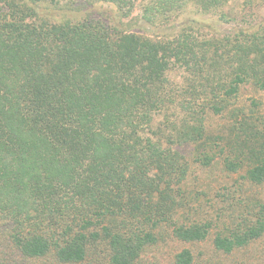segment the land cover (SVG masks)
I'll list each match as a JSON object with an SVG mask.
<instances>
[{
	"label": "trees",
	"instance_id": "16d2710c",
	"mask_svg": "<svg viewBox=\"0 0 264 264\" xmlns=\"http://www.w3.org/2000/svg\"><path fill=\"white\" fill-rule=\"evenodd\" d=\"M228 1L144 0L152 37L39 15L58 0H0V264H98V245L108 264H139L170 241L184 244L171 264H264V109L237 102L264 92V22L172 18ZM197 167L242 172L232 211L228 188L223 205H193L192 186L209 190Z\"/></svg>",
	"mask_w": 264,
	"mask_h": 264
},
{
	"label": "rangeland",
	"instance_id": "374dc122",
	"mask_svg": "<svg viewBox=\"0 0 264 264\" xmlns=\"http://www.w3.org/2000/svg\"><path fill=\"white\" fill-rule=\"evenodd\" d=\"M144 0H137L136 6L129 13L125 14L119 10L115 4L98 1V0H58V4L44 3L37 7V11L40 16H49L53 19L72 18L79 19L83 17H92L101 19L108 25L122 27L130 31H136L147 36L155 37L161 31L152 23L146 22L142 18V3ZM176 20L185 19H197L200 22L205 23L209 29L216 32L235 31L239 27L251 28L259 23L264 22V0H230L224 7V13H205L200 10L198 6L190 4L184 11L176 12L172 16ZM183 72L180 69L172 72L175 79L181 80ZM250 97H256L262 102V108L264 109V92L256 91L252 87L242 88L240 96L237 100L240 104L250 103ZM178 114L177 111L167 110L165 112L166 118L173 117L172 114ZM165 115H162V119H166ZM180 116V113L177 115ZM222 116H214L210 119L212 127H217L224 123ZM198 168V167H197ZM199 169V168H198ZM197 170L193 178H200V183L203 187L208 188L207 194H200V196H194L200 191L193 187L192 202L193 205L203 204L207 209L209 204L217 203L223 205V199L225 196L222 194L223 189L228 188L229 203H224V207L228 209V212L232 211L230 203L233 199L234 190H240V183L243 181L240 177L241 173L228 174L222 168H212L210 170L205 169ZM196 179V178H195ZM201 188V186H199ZM253 191L264 198V183L259 186L253 187ZM227 195V194H226ZM208 199H215L209 201ZM236 199V198H235ZM208 203V204H206ZM216 204V205H217ZM208 244V243H207ZM189 246V244H187ZM206 243H201L200 246L204 247ZM184 246L182 242L174 241L166 243V245H160L151 251H148L142 255V259L139 264H171L172 256L174 252L180 250ZM102 245H98L99 254H96L93 258L98 264H108L105 257L106 252ZM254 250V247L251 249Z\"/></svg>",
	"mask_w": 264,
	"mask_h": 264
}]
</instances>
